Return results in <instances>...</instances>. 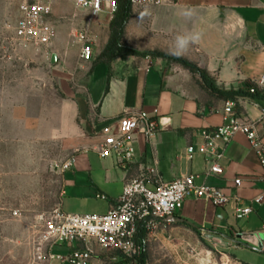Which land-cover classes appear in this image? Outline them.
Segmentation results:
<instances>
[{
    "label": "crops",
    "instance_id": "crops-1",
    "mask_svg": "<svg viewBox=\"0 0 264 264\" xmlns=\"http://www.w3.org/2000/svg\"><path fill=\"white\" fill-rule=\"evenodd\" d=\"M148 8L152 13L151 33L167 38L168 52L174 48L177 36L200 34L183 57L205 70L219 90L250 92L257 86L264 72V0H183ZM56 69L60 92L55 110L41 112L38 126L46 137L61 140L74 159L72 167L61 172L59 205L64 212L104 214L117 202L124 183L133 178L158 176L173 180L181 174H197V184L206 182L226 195H237L252 211L237 218L231 206L188 196L175 216L182 221L161 229H188L198 233L206 250L220 259L258 264L237 256L243 249L264 254V246L258 249L246 241L235 243L226 238L239 232L264 236L263 169L247 136L238 132L227 145L220 144L224 154L218 160L223 170L219 175H207L208 158L198 151L188 158L187 149L204 142L203 130L227 122L223 109L229 99L236 102V113L241 118L254 123L264 143V96L249 93L226 97L222 91L208 89L200 77L181 64L148 61L136 55L104 62L97 61L93 54L89 60H81L74 71ZM138 110L157 119L158 130L149 138L140 132L133 134L134 154L129 161H119L115 153L101 157L96 148L103 141L102 126ZM237 177L242 179L240 186L235 185ZM257 196L263 197L262 202H252ZM94 199L106 201L104 212H88V203ZM146 238L141 229L139 239ZM56 247L63 252L55 254L65 255L83 247V243ZM94 248L100 252L97 246ZM106 256L103 260L109 261ZM103 260L99 264H104ZM118 261L121 264L120 258ZM51 264L70 263L53 259Z\"/></svg>",
    "mask_w": 264,
    "mask_h": 264
},
{
    "label": "rangeland",
    "instance_id": "rangeland-1",
    "mask_svg": "<svg viewBox=\"0 0 264 264\" xmlns=\"http://www.w3.org/2000/svg\"><path fill=\"white\" fill-rule=\"evenodd\" d=\"M23 1L0 0V264H31L27 238L35 218L60 201V165L70 152L61 140L42 134L38 126L41 112L55 110L60 92L56 68L64 72L78 67L77 30L89 26L97 57L110 37L111 21L91 18L68 0H51L55 39L47 48L26 46L14 34ZM148 7L131 5L121 44L140 51L136 56L148 61L180 65L184 57L169 54L167 38L151 33ZM190 72L205 84L201 72ZM88 205V212H104L107 203L94 199ZM15 210L20 216L13 215ZM161 227L144 243L139 264H235L206 250L198 233ZM59 249L53 253H62ZM237 258L264 264V254L248 249L241 250Z\"/></svg>",
    "mask_w": 264,
    "mask_h": 264
},
{
    "label": "built area",
    "instance_id": "built-area-1",
    "mask_svg": "<svg viewBox=\"0 0 264 264\" xmlns=\"http://www.w3.org/2000/svg\"><path fill=\"white\" fill-rule=\"evenodd\" d=\"M68 1L91 18L111 21L121 0ZM128 1L131 5H163L178 4L183 0ZM52 17L51 0L23 1L19 5L15 20V37L26 46L47 48L57 34ZM88 27L75 32L81 60H89L93 56ZM255 89L259 90L260 96H264V72L257 86L251 87L250 92H255ZM235 108L234 100L225 101L223 112L227 122L203 130L204 142L198 147L189 146L187 157L191 158L195 151L204 154L210 161L207 175H219L223 170L218 160L224 154L220 144L227 145L240 132L247 136L256 152L264 175V143L254 123L241 118ZM262 112L264 114V109ZM158 128L157 119L143 110L126 112L116 119L106 121L102 126L100 131L103 141L96 151L101 157L115 153L119 161H129L134 154L133 134L140 132L149 138ZM73 162V157L63 161L60 165L61 172L70 169ZM197 177V174L185 173L173 180H164L158 176H141L127 180L117 202L104 214L67 213L59 204L49 212L38 214L27 238L31 264H51L53 259L70 264H99V260L104 259L103 256L112 252L118 255H109V261L103 260L104 264L111 260L118 264L120 256L121 264H139L144 243L159 225L167 227L175 222L176 212L188 196L210 201L217 206H231L237 218L245 217L252 211L250 205H244L241 197L226 195L219 187L206 182L197 184ZM234 182L236 186H240L242 179L237 177ZM149 184L154 186L150 187ZM262 200V196H257L252 202L260 203ZM13 215L17 217L20 213L15 210ZM141 229L147 237L144 240L139 239ZM72 242H82L83 247H76L65 255L53 253L55 246ZM95 246L100 252L95 250Z\"/></svg>",
    "mask_w": 264,
    "mask_h": 264
},
{
    "label": "trees",
    "instance_id": "trees-1",
    "mask_svg": "<svg viewBox=\"0 0 264 264\" xmlns=\"http://www.w3.org/2000/svg\"><path fill=\"white\" fill-rule=\"evenodd\" d=\"M131 13V4L128 0H121L119 4L118 11L116 12L115 16L111 20L110 23V37L107 45L105 48L101 51L99 56L97 57V61H104V62H111L115 58L122 57L125 55H141L142 53L134 48L124 46L121 44V38L124 32V28L128 22V19L130 17ZM179 63L183 65L184 67L190 69L193 72H201L202 76L204 77L205 86L212 90L213 92H221L222 95L226 97H232L234 95H247L251 94L254 96H260L259 90L255 89V92H249V89L247 90H240V91H224L219 90L216 86H214L212 79L210 76L206 73L205 70L197 67L193 62L181 58L179 59ZM111 255L115 256L118 255L116 252H112Z\"/></svg>",
    "mask_w": 264,
    "mask_h": 264
},
{
    "label": "water",
    "instance_id": "water-1",
    "mask_svg": "<svg viewBox=\"0 0 264 264\" xmlns=\"http://www.w3.org/2000/svg\"><path fill=\"white\" fill-rule=\"evenodd\" d=\"M56 61V56H52V62ZM175 221H182L179 218H175ZM230 242L246 241L245 243H251L257 248L264 246V236L258 232H239L235 237H226Z\"/></svg>",
    "mask_w": 264,
    "mask_h": 264
},
{
    "label": "clouds",
    "instance_id": "clouds-1",
    "mask_svg": "<svg viewBox=\"0 0 264 264\" xmlns=\"http://www.w3.org/2000/svg\"><path fill=\"white\" fill-rule=\"evenodd\" d=\"M200 39L199 33L180 35L176 37L174 48L169 52L170 55L181 57L187 51L189 45Z\"/></svg>",
    "mask_w": 264,
    "mask_h": 264
}]
</instances>
